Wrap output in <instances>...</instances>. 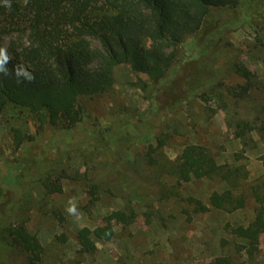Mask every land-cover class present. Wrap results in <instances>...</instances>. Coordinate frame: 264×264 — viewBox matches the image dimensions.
<instances>
[{
    "label": "rangeland",
    "instance_id": "1",
    "mask_svg": "<svg viewBox=\"0 0 264 264\" xmlns=\"http://www.w3.org/2000/svg\"><path fill=\"white\" fill-rule=\"evenodd\" d=\"M262 36L244 25L219 44L207 100L196 94L157 109L147 97L150 77L120 63L110 90L80 97L75 125L41 123L29 107L8 102L0 114V264H29L6 244L3 228L14 221L39 238L38 264H201L219 255L264 264V232L252 246L236 231L264 211V26ZM25 37L9 33L5 46L21 49ZM193 48L192 35L174 46L178 57ZM239 64L256 87L236 100L226 87L243 82ZM187 143L204 145L219 171L180 182L175 168ZM58 175L62 189L48 191L44 180ZM225 191L244 196V205L213 204L212 193ZM117 210L136 217L114 222L108 240L92 236L96 247L87 250L79 230L105 225Z\"/></svg>",
    "mask_w": 264,
    "mask_h": 264
},
{
    "label": "trees",
    "instance_id": "2",
    "mask_svg": "<svg viewBox=\"0 0 264 264\" xmlns=\"http://www.w3.org/2000/svg\"><path fill=\"white\" fill-rule=\"evenodd\" d=\"M244 25L263 40L264 0H0V114L12 102L29 107L41 123L75 125L83 118L80 97L110 90L120 63L150 77L147 97L157 109L196 94L207 100L217 83L216 48ZM14 32L26 36L21 49L14 41L5 46V36ZM190 35L192 54L178 57L174 46ZM237 68L243 82L227 86L226 93L240 100L256 82L246 66ZM220 167L204 145L187 143L175 172L182 182L211 177ZM61 178L49 176L44 186L50 192L60 191ZM211 200L235 208L245 203L244 196L233 197L230 191L213 192ZM135 217L132 211H114L105 225L80 229L78 238L92 251L96 247L92 236L108 240L114 235V222L128 223ZM3 229L6 244L22 249L29 264L41 261L43 246L23 222ZM236 231L256 246L264 232L263 208L256 210L247 227L238 226ZM201 264L243 263L219 255Z\"/></svg>",
    "mask_w": 264,
    "mask_h": 264
},
{
    "label": "clouds",
    "instance_id": "3",
    "mask_svg": "<svg viewBox=\"0 0 264 264\" xmlns=\"http://www.w3.org/2000/svg\"><path fill=\"white\" fill-rule=\"evenodd\" d=\"M25 2H26V0H25ZM8 6L10 7V4ZM2 54H3L2 50H0V55H2ZM67 211L70 214L77 215L76 205L73 201H69V207H68Z\"/></svg>",
    "mask_w": 264,
    "mask_h": 264
}]
</instances>
